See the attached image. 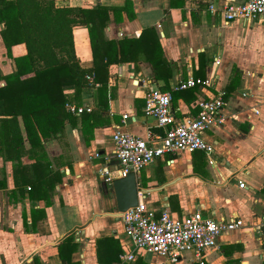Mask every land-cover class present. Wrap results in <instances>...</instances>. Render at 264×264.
I'll return each mask as SVG.
<instances>
[{
  "label": "crops",
  "instance_id": "1",
  "mask_svg": "<svg viewBox=\"0 0 264 264\" xmlns=\"http://www.w3.org/2000/svg\"><path fill=\"white\" fill-rule=\"evenodd\" d=\"M228 1L244 0H53L56 8L84 11V18L71 13L78 20L71 36L93 83L62 91L65 103L90 111L74 114L64 104L63 129L42 148L28 150L25 141L14 151L0 143V264H200L190 252L168 262L134 249L113 182L97 173L105 165L113 181L123 178L113 152L116 129L141 137L161 132L143 112L149 88L170 92L176 117L195 115L200 98L221 90L226 118L204 132L212 164L203 151L164 154L135 174L147 207L174 217L200 210L239 218L244 226L223 232L203 264H264L263 240L251 228L264 215V17L225 24L208 5ZM25 51L15 44L11 56ZM15 70L0 36V74ZM189 76L213 82L173 89ZM130 250L133 258L121 261Z\"/></svg>",
  "mask_w": 264,
  "mask_h": 264
},
{
  "label": "built area",
  "instance_id": "2",
  "mask_svg": "<svg viewBox=\"0 0 264 264\" xmlns=\"http://www.w3.org/2000/svg\"><path fill=\"white\" fill-rule=\"evenodd\" d=\"M210 12L221 11L225 24L234 20L252 21L264 17V0L228 1L221 6L214 2L208 5ZM217 64L218 61L215 60ZM88 83H93L92 74L86 75ZM213 78L187 77L177 82L174 90L207 87ZM224 92L200 98L196 105L198 112L195 115L176 117L171 105V94L157 88H149L144 93L143 112L146 117L155 121L161 132L148 130L145 136H136L129 132L116 129L112 134L114 155L117 159L120 177L132 172L137 174L144 167L154 162L164 154L192 153L203 151L208 156V162L214 160L212 144L204 139V132L211 126L222 125L225 121ZM66 109L74 114L90 111L87 106H79L71 102L65 103ZM123 115V120L126 119ZM95 157H100L95 154ZM173 162V160H170ZM98 176L108 184L113 182L112 171L105 165L97 170ZM244 183L239 182L243 188ZM146 194L137 190V203L120 213L124 225V235L131 241L134 249H142L159 256L168 262H177L182 254L192 253L200 264H203V253L216 247L217 238L227 231H233L244 226L239 218L214 219L202 215L200 210H194L181 217L172 216L169 211L161 210L158 214L146 205ZM251 228L256 231L264 243V215L256 219ZM133 250L120 255L121 261L133 258Z\"/></svg>",
  "mask_w": 264,
  "mask_h": 264
},
{
  "label": "trees",
  "instance_id": "3",
  "mask_svg": "<svg viewBox=\"0 0 264 264\" xmlns=\"http://www.w3.org/2000/svg\"><path fill=\"white\" fill-rule=\"evenodd\" d=\"M82 10L56 8L53 0H0V36L16 70L0 74V143L20 151L42 148L61 132L69 116L62 86L77 91L88 84L87 71L74 54L71 25L84 18ZM80 21H82L80 19ZM24 43L25 53L11 56V47Z\"/></svg>",
  "mask_w": 264,
  "mask_h": 264
},
{
  "label": "water",
  "instance_id": "4",
  "mask_svg": "<svg viewBox=\"0 0 264 264\" xmlns=\"http://www.w3.org/2000/svg\"><path fill=\"white\" fill-rule=\"evenodd\" d=\"M115 191L116 209L118 213L124 212L137 203V182L134 173L130 172L123 178L113 181Z\"/></svg>",
  "mask_w": 264,
  "mask_h": 264
}]
</instances>
